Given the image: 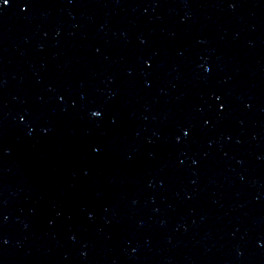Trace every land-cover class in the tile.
Returning <instances> with one entry per match:
<instances>
[{"label": "water", "instance_id": "1", "mask_svg": "<svg viewBox=\"0 0 264 264\" xmlns=\"http://www.w3.org/2000/svg\"><path fill=\"white\" fill-rule=\"evenodd\" d=\"M0 2V264H264V0Z\"/></svg>", "mask_w": 264, "mask_h": 264}, {"label": "snow or ice", "instance_id": "2", "mask_svg": "<svg viewBox=\"0 0 264 264\" xmlns=\"http://www.w3.org/2000/svg\"><path fill=\"white\" fill-rule=\"evenodd\" d=\"M5 2L6 3H8L9 2V0H5ZM0 3H3L4 4V2H0ZM97 113H98V115H96V116H99L100 115V113L97 111Z\"/></svg>", "mask_w": 264, "mask_h": 264}, {"label": "clouds", "instance_id": "3", "mask_svg": "<svg viewBox=\"0 0 264 264\" xmlns=\"http://www.w3.org/2000/svg\"><path fill=\"white\" fill-rule=\"evenodd\" d=\"M93 115H95V116H96V115H98V113H97V112H94V113H93Z\"/></svg>", "mask_w": 264, "mask_h": 264}]
</instances>
